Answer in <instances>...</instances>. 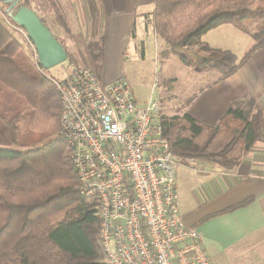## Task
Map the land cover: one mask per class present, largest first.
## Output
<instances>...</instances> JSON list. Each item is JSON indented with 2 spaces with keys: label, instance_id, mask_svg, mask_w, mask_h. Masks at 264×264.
Here are the masks:
<instances>
[{
  "label": "trees",
  "instance_id": "trees-1",
  "mask_svg": "<svg viewBox=\"0 0 264 264\" xmlns=\"http://www.w3.org/2000/svg\"><path fill=\"white\" fill-rule=\"evenodd\" d=\"M12 3L16 4L9 9ZM21 7L30 9L24 0H0L7 16ZM149 17L153 35L164 44L161 52L177 56L196 74L214 73V83L233 75L264 48V0H153ZM224 24L252 42L240 59L201 41ZM25 47L0 24V205L4 213L0 264H104L94 204L79 195L65 140L58 133L45 145L27 141L38 126L55 134L59 131L60 104L54 87L57 103L42 91L21 87L23 80L34 82L30 73L41 74ZM77 54L78 67L81 62L99 74L101 38L91 40ZM243 103L229 107L215 125L202 124L188 113L160 115L163 139L177 159L195 162L194 169L231 172L255 144L264 145L263 113L254 109L252 99ZM56 142L62 145V153L53 165L47 157ZM51 188L55 191H47Z\"/></svg>",
  "mask_w": 264,
  "mask_h": 264
},
{
  "label": "built area",
  "instance_id": "built-area-1",
  "mask_svg": "<svg viewBox=\"0 0 264 264\" xmlns=\"http://www.w3.org/2000/svg\"><path fill=\"white\" fill-rule=\"evenodd\" d=\"M0 19L21 35L57 91L59 133L79 195L94 204L104 264H211L201 234L185 225L177 206V167L195 163L177 159L163 139L157 80L140 104L123 77L106 83L78 66L48 77L25 30L1 8Z\"/></svg>",
  "mask_w": 264,
  "mask_h": 264
},
{
  "label": "crops",
  "instance_id": "crops-1",
  "mask_svg": "<svg viewBox=\"0 0 264 264\" xmlns=\"http://www.w3.org/2000/svg\"><path fill=\"white\" fill-rule=\"evenodd\" d=\"M26 1L39 19L45 23L46 18L53 21L58 34L51 32L50 25L46 26L56 39L63 32L72 34L66 29L74 28V34L80 36L82 41L80 45H86L96 39L94 27L98 29L100 26L101 36H104L101 70H114V76L105 80L106 83L125 78L122 65L119 72L116 69L120 61L124 62V57L131 58L128 53L130 44L134 47L136 57L142 59L146 54V44L151 43L150 34L153 32L149 14L153 0ZM225 26L227 24L213 29L217 31L212 33L211 41L207 42L211 48L221 51L233 49L236 34L230 36L228 32L231 30ZM154 36L152 38L155 39ZM239 39L238 35L236 40ZM106 42L112 45V61L108 57ZM71 44L73 47L78 45L75 41H69L67 47ZM240 44L243 46L244 43ZM160 47L159 54L164 48L162 42ZM242 50L243 54L244 46ZM156 53L155 48L154 59ZM197 75L202 82L199 83V90L192 95L185 113L200 123L217 124L229 107L243 103L246 99H252L254 109L261 110L264 117V48L256 51L233 75L219 82L214 83L213 76L212 81L206 82L205 75ZM132 92L136 97L133 89ZM192 167H177V206L185 225L201 234L211 264H264V145L255 144L231 172ZM247 200L249 202L243 206L219 214Z\"/></svg>",
  "mask_w": 264,
  "mask_h": 264
},
{
  "label": "rangeland",
  "instance_id": "rangeland-1",
  "mask_svg": "<svg viewBox=\"0 0 264 264\" xmlns=\"http://www.w3.org/2000/svg\"><path fill=\"white\" fill-rule=\"evenodd\" d=\"M41 15H44V14L42 13ZM45 21H46V24L51 26V29H50L51 32H54V34H58L57 29L53 27V24H54L53 21L50 18L49 19L46 18ZM0 24L5 29H7L9 32H11V34L14 35V37L18 41H20V43L24 44L23 38L21 37L20 34H18L17 32L11 29L9 30L2 23L1 19H0ZM95 26H96V22H95ZM225 27L231 30L230 32H228L230 36H233L234 33L236 34V38L233 40V49L230 51L233 54H235L237 58H239V55H241L243 52L242 50L243 46H244V52H245V50L252 44V42L250 38H248L242 32L238 31L232 25L227 24V26ZM66 30L70 32L72 31L71 32L72 34L67 33L66 35L63 32L61 33L60 36L56 35L59 38L56 40H61L62 43L60 44L66 47L65 50L67 49L66 50L67 59L65 62L53 68H50L47 70L45 69V74L48 77H51V78L62 77L63 75L69 72V69L71 66H74L71 64H75L76 66L77 64H79L78 59L80 58V56L77 53H79V51H82L85 45L84 44L80 45L82 44L81 43L82 41H80L81 40L80 36H77L74 34V31H76V29L69 28ZM215 31L213 30L212 32H210V34L207 33V35L202 37L201 41L205 43L211 41V36L213 35L212 33H215ZM238 35L240 39L236 40L238 38ZM95 37L98 40H100L101 38V40L104 42V36L103 37L101 36L100 26L98 29L94 27V38ZM152 37H153V34L151 33L150 34L151 43L146 44V54L142 59L139 58L138 56L136 57V52L134 50V47L132 44H130L128 48V53L131 54L130 55L131 58L126 59V57H124V62L121 63L120 61V63L117 66L116 71L119 72L121 69V65H122V69L124 71L123 74L125 78L127 79V81L129 82V84L131 85L133 91L135 92L136 98L140 104H143L144 102H146L150 94V90L152 89V85L154 81L157 80V87L155 89V93L156 92L158 93L160 97V102H161L159 116L160 115H165L168 117L182 116L185 113L186 106H188V104L191 102L192 95L195 94L199 90V83H201L202 81L200 78H198V75L195 72H193V70L189 66L182 63L178 59L177 56H173V55L166 56L162 52H160L159 54V51L161 50V47H160L161 40L157 38L156 36H154L155 39ZM66 41L67 43L69 41H73V42L75 41L77 42L78 45H76V47H73V45L71 44V46L67 47ZM241 42L244 43L243 46L240 44ZM106 43H107V49H109L108 57H109V60L112 61L113 53L112 51L110 52L112 45H109L108 42ZM155 48L157 50V53L154 59L153 54H154ZM21 51L23 53L25 51L28 52L26 47H25V51L23 49ZM106 63H107V60L105 58V65ZM83 65L84 64H81L80 62L79 66L90 68V69L92 68L91 65H90L91 67L86 66V65L83 66ZM155 65L159 66V70L157 73H155ZM35 72L30 73L33 75L31 77L34 79V82H28L26 80H23L21 81V87L24 89H28V88L32 89L35 93H37L38 91H42L46 93V95L49 96L52 101L54 100L56 102L57 96L53 89L54 85L45 76L38 74L36 72L38 74L37 75ZM101 73H100V76L104 82L105 80H108L109 78L114 76L113 75L114 70H108V69L104 70L103 69V72L101 70ZM201 74L206 76L207 78V80H205L206 82L212 81L213 77L215 79L217 78V76L215 74H212V72H210L209 74H207V72H205L204 74L203 73ZM25 78L27 79V77ZM188 100H190V102H188ZM21 128L23 129L25 128V126L22 125ZM33 132L34 133L31 134L32 137L29 136L31 141L29 140V137L27 138V141L30 142V144H35L37 146H39L40 144L45 145L51 141H54L57 138L56 135L59 133V131H57L56 134L54 132L51 133L49 130L45 131V129H41L40 126H38L36 128V131H33ZM48 152H49V156L47 157V159L48 161L52 162L54 165L56 164L55 162L57 161L58 157L62 153V145H60L57 142L53 143L51 148L48 150ZM47 191L54 192L55 190L54 188H51V189H47ZM2 207L3 206L0 205V223H2L4 220V216H3L4 213H3ZM55 214H56L55 212H53V214L51 212V216Z\"/></svg>",
  "mask_w": 264,
  "mask_h": 264
},
{
  "label": "water",
  "instance_id": "water-1",
  "mask_svg": "<svg viewBox=\"0 0 264 264\" xmlns=\"http://www.w3.org/2000/svg\"><path fill=\"white\" fill-rule=\"evenodd\" d=\"M15 4L12 3L9 9ZM8 17L25 30L34 44L39 64L44 70L66 61L67 54L62 45L31 9L21 7L16 13L8 12Z\"/></svg>",
  "mask_w": 264,
  "mask_h": 264
}]
</instances>
